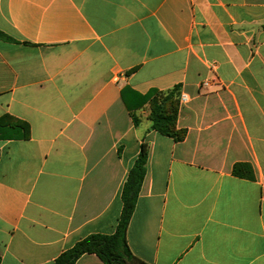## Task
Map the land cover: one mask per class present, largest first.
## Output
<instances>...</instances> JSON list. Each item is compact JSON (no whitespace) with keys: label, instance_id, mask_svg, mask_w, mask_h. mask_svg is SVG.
<instances>
[{"label":"crops","instance_id":"0c3cea01","mask_svg":"<svg viewBox=\"0 0 264 264\" xmlns=\"http://www.w3.org/2000/svg\"><path fill=\"white\" fill-rule=\"evenodd\" d=\"M0 31V119L30 126L0 128L1 264L113 235L143 144L136 258L264 264V0H0ZM176 87L181 142L150 120L153 93Z\"/></svg>","mask_w":264,"mask_h":264},{"label":"trees","instance_id":"16d2710c","mask_svg":"<svg viewBox=\"0 0 264 264\" xmlns=\"http://www.w3.org/2000/svg\"><path fill=\"white\" fill-rule=\"evenodd\" d=\"M0 39L11 38L0 31ZM179 98V87L168 92L155 91L151 100L150 113L153 129L163 136L174 139L176 142H181L186 137V131L177 129ZM131 115L134 123L138 125L139 119L137 116L135 114ZM0 128L17 131L23 139L30 138L29 124L14 117H2ZM148 156V145L143 144L122 191L123 210L116 232L113 235L94 234L88 236L76 243L71 249L63 252L56 259V264H77L78 260L87 254L97 255L105 264H147L136 258L131 252L127 243V230L145 179ZM233 174L241 178L254 179L253 168L246 163L236 164Z\"/></svg>","mask_w":264,"mask_h":264},{"label":"built area","instance_id":"2783aa9c","mask_svg":"<svg viewBox=\"0 0 264 264\" xmlns=\"http://www.w3.org/2000/svg\"><path fill=\"white\" fill-rule=\"evenodd\" d=\"M210 70L213 74V76L211 78H207L202 82L203 86H210L214 80H217V74H216V64H211L210 66Z\"/></svg>","mask_w":264,"mask_h":264}]
</instances>
